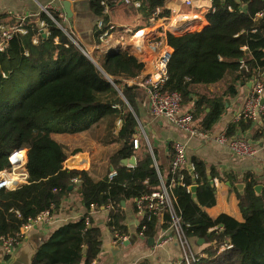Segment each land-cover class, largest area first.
I'll list each match as a JSON object with an SVG mask.
<instances>
[{"label": "trees", "instance_id": "1", "mask_svg": "<svg viewBox=\"0 0 264 264\" xmlns=\"http://www.w3.org/2000/svg\"><path fill=\"white\" fill-rule=\"evenodd\" d=\"M104 1L90 0L92 10L104 23L102 30L96 28L98 42L104 32L120 29L105 26L109 18ZM134 1H140L139 9L149 17L157 10L155 17L171 15L166 0H131L122 7L135 11ZM205 15L208 24L201 29L167 32L166 42L173 51L165 88L181 94L183 108L192 103L195 127L209 132L224 113L228 97L238 94V83L264 72V0H212ZM42 21L49 28L48 34L39 30ZM26 23L29 32L14 37L0 52V172L12 169L13 151L28 150L27 182L0 191V235L19 234L30 218L44 210L58 212L64 199L77 188L86 213L38 242L30 264H92L99 258L103 243L102 231L92 220V207L108 209L107 225L118 239L116 234L124 237L128 233L123 201L133 200L138 211L137 199L160 186L152 155L137 157L139 149L134 147L139 105L147 92L124 82L138 77L145 63L129 47L119 46L96 60L97 66L89 58L95 59V55H86L74 35L78 45L45 12ZM35 36L38 43H33ZM228 76L231 80L221 94L202 93L201 89ZM105 119L113 120L112 127L117 121L121 123L117 139L123 147L113 157L116 175L96 179L90 170L65 168V146L54 135L85 131ZM252 123L240 117L229 124L227 135L238 136ZM132 156L137 159L135 166L123 163ZM194 164L196 178L183 169L178 177H182V184L174 189L187 236L204 239L203 244H207L204 253L208 256L193 264H264V187L261 194L255 192L259 183L255 174L245 173L244 193L237 191L242 220L228 213L211 216L206 208L216 204V189L203 162L196 159ZM228 180L232 186L236 182L232 176ZM193 185H198V202L190 190ZM164 219L166 228L168 214ZM142 225H146L145 239L155 237L159 214L146 212ZM216 226L223 230L210 231ZM25 238L19 236L21 242ZM225 244L232 248L218 255Z\"/></svg>", "mask_w": 264, "mask_h": 264}, {"label": "crops", "instance_id": "2", "mask_svg": "<svg viewBox=\"0 0 264 264\" xmlns=\"http://www.w3.org/2000/svg\"><path fill=\"white\" fill-rule=\"evenodd\" d=\"M64 1L0 0V20L5 21L11 18L17 20L20 16L34 19L41 11L42 5L55 2L58 7H62L64 10ZM70 1H72L73 17L67 16L64 26L84 46V51L87 54L102 58L103 54L119 46L129 47L132 53L145 63L144 70L141 73L143 75H147L155 69V59L162 48V45L158 44L155 38L162 36L166 27L173 26L175 19L177 20L185 15L186 18H183V21L195 19L194 26L187 31L201 29L208 24L205 14L212 7V0H193L192 6L186 5L184 0H166L165 6L171 11V15L156 17L152 20V16H147L139 9L141 6L140 1L133 2L135 6V11H133L122 7V3H125L124 0H105L103 5L108 8L106 14L109 18L105 26L110 25L120 29L108 30L109 35L106 36L103 43H100L96 38V27L100 18L92 10L90 0ZM137 2L139 5H136ZM189 22L191 23V21ZM230 80L231 77L228 76L224 81L209 85L201 91L202 93L221 94ZM250 82L242 81L238 83V94L234 97H228L224 113L213 129L207 132L208 136L206 138L192 137L166 118L154 116L149 108L147 95L139 105L138 127L134 136V140L137 139L139 144L136 148L139 149L136 152L137 157L150 153L162 176L168 178L174 156L173 145L176 142L186 144L187 163L183 169H188L191 175L192 173L195 174L194 160L197 159L203 162L210 182L216 189V204L207 207L211 216H217L220 213H228L233 216V213L225 209L227 206L224 207L223 211H217L216 206L223 200V204L236 201L239 207L236 184L244 183L242 179L245 173H254L256 178H261L260 182L264 181V116L252 121L251 127L238 135L248 141L253 138L251 144L254 145L257 151L254 157L239 158L228 145L221 144L216 140L222 132L227 130L230 123L240 119L238 116L243 110L249 94L251 87L248 84ZM185 107L195 108L192 103L185 104ZM112 123V119H105L101 120L99 125H94L85 131L74 134L60 133L65 134L60 136L61 139L56 138L65 146L67 153L64 167L90 170L96 179H101L108 174L110 175L112 171H116L113 165V157L115 152L123 147V144L117 139V132L121 123L117 121L114 127L111 126ZM24 150L25 153H22L24 154L22 158H24L23 162H27L28 150ZM124 160H122L123 163ZM192 176L194 179L196 178V174ZM230 176L236 178L233 186L228 180ZM11 179L14 180L13 187L27 182L28 171L26 165L15 169L11 173ZM123 206L125 208L124 224L128 230L127 235L124 236L125 239L114 238V234L107 225L108 209L102 207L91 210L93 223L101 229L103 241L99 258L92 264H172L181 259V248L176 242L156 247L155 241L151 244L149 240L144 238L141 231H139L143 216L135 209L133 200L125 202ZM85 213L86 208L77 188H75L64 199L60 210L53 213L50 221L40 223L31 229L25 240L18 245L13 256L7 258L0 247V264H10L17 256L22 259V262H18V264H28V261L30 264L32 253L36 251L34 247L37 246L38 242L41 244L43 239L48 238L51 232L71 221L80 219ZM164 215L159 214V227L155 239L164 228ZM125 241L128 244L125 245ZM197 241V239L191 238L194 250L196 252L204 251L207 244H199Z\"/></svg>", "mask_w": 264, "mask_h": 264}, {"label": "built area", "instance_id": "3", "mask_svg": "<svg viewBox=\"0 0 264 264\" xmlns=\"http://www.w3.org/2000/svg\"><path fill=\"white\" fill-rule=\"evenodd\" d=\"M124 1L125 3L131 2V0ZM184 3L188 6H192L194 2L193 0H184ZM136 5H139V3L137 2ZM41 12H45L56 23V25L63 29L70 39L78 45L77 41L72 36V33L64 26V21L67 20V14L62 7H58L55 2H49L48 4L41 6V11L37 16H39ZM104 12L107 13L108 8L105 7ZM157 13H159V10H157L152 16V20L156 18L155 16ZM261 15V13H258V16ZM58 18L61 19V21H59ZM183 18H186L185 15H183V17L181 16V18L179 17L177 20L175 19L173 26L166 27L162 36H157L155 38L156 42L162 45V48L156 56L154 71L147 75L140 74L133 79H125L124 82L129 85H138L147 92L149 108L154 116L166 118L172 124L187 132L192 137L200 136L206 138L208 136L207 132L195 127V108H183L181 94L177 91L170 92L165 88L166 82L169 78L167 66L173 51L172 47L166 42V34L167 32L182 34L195 24V19L182 22ZM27 19L28 18L25 16H20L17 20H0V52H3L7 48L9 42L14 37L23 36L29 32V28L26 25ZM189 21H191V23ZM178 22H180V24H177ZM96 28L97 30H102L104 28L102 19L97 23ZM39 30L47 34L49 33V28L43 21L39 24ZM109 33V31H106L100 36V43L105 41V38ZM38 41L39 38L35 36L33 38V43H38ZM25 53L28 54V51ZM109 80L115 85L111 78ZM251 84L244 108L240 112L238 118L243 117L255 121L264 116V102H262V100H264V72L253 78ZM216 140L221 144L228 145L231 151L239 158L254 157L257 153L255 147L246 138L241 136H229L227 135L226 130L222 132ZM138 146V140L135 139L134 147L138 148ZM173 149L174 156L169 169L168 178H164L158 166H156L160 178V186L157 190L144 194L138 198L137 208L138 213L142 216H144L146 212L150 214H168L170 217L169 225L160 231L158 237L155 239V246L162 247L167 243L176 242L181 248L182 253L181 259L178 262L180 264H193L208 255L204 253V251L196 252L194 250L191 238L187 236L185 231L181 209L178 205L174 189L177 184H182V177H178L187 163V146L184 143L176 142L173 145ZM23 150L24 149H17L10 155L13 170H4L0 172V191L4 188L14 189L17 187H13L14 180L11 179V173H13L15 169L26 165V162H23L24 158H22V156L24 157V154H22L24 152ZM114 175H116V171L110 173V177ZM93 209H95L94 206L92 207V210ZM52 215L53 213L51 210H44L36 217L30 218L22 226L19 234L0 235V247L4 254L13 255L18 245L22 243L19 240V236L26 237L35 226L50 221ZM145 228L146 225H142V235ZM211 230L220 232L223 230V227L216 226L211 228L210 231ZM116 237H119V239H125V237L119 236L118 234H116ZM230 248H232V245L225 244L218 251V255Z\"/></svg>", "mask_w": 264, "mask_h": 264}, {"label": "water", "instance_id": "4", "mask_svg": "<svg viewBox=\"0 0 264 264\" xmlns=\"http://www.w3.org/2000/svg\"><path fill=\"white\" fill-rule=\"evenodd\" d=\"M71 6H72V1H70V0H65V1H64V11L66 12L67 16H69L70 18L73 17V12H72ZM86 55H88V54L86 53ZM88 56H89V55H88ZM89 58H90V59H91V60H92L97 66H99L98 63H97L92 57L89 56ZM248 85L251 87V85H252L251 82H250ZM262 102H264V100H262ZM249 142L253 143V140H252V139H249ZM124 163H125V164H129V165H133V166H135V164H136V157H135V156H132L131 158L125 159V160H124ZM192 175H195V174L192 173ZM256 179H257V181H258L259 183L255 185L254 189H255V192H256L257 194H261L262 191H263V187H264V185L260 182V181H261V178H256ZM236 188L238 189V191H239L240 194H243V193H244V189H245V183H238V184H236ZM70 189H73V186H72V185L70 186ZM196 191H197V185H193V186L191 187V192H192V195H193L194 200H195L196 202H198V198H197ZM124 203H125V202L123 201V204H124ZM154 241H155V238H154V237L149 238V242H150L151 244H153ZM203 242H204V239H199V240H198V243H199V244H203ZM124 244L126 245V244H128V242L125 241ZM37 251H38V249H36L35 252H37ZM32 257H33V255H32ZM31 259H32V258H31ZM18 262H22V259H21L20 257L17 256V257H15V258L13 259V261H12L10 264H18ZM25 263H26V262H25ZM28 264H29V261H28Z\"/></svg>", "mask_w": 264, "mask_h": 264}, {"label": "rangeland", "instance_id": "5", "mask_svg": "<svg viewBox=\"0 0 264 264\" xmlns=\"http://www.w3.org/2000/svg\"><path fill=\"white\" fill-rule=\"evenodd\" d=\"M94 60L95 61L99 60V58L95 56ZM61 135L63 136L65 134H55L54 137L57 138V139H61V137H60ZM23 151H25V150H23ZM226 206H227V208H225V209L228 212L233 213L234 217H236L239 220H242V214H241V212L239 210V207H238L236 201H233V203H232V201H229L228 204H223V200H222V202H219L218 205L216 206L217 207V211H223L224 207H226ZM207 212H208V208H207ZM214 263L215 262H212V261H206L205 262V264H214Z\"/></svg>", "mask_w": 264, "mask_h": 264}, {"label": "bare ground", "instance_id": "6", "mask_svg": "<svg viewBox=\"0 0 264 264\" xmlns=\"http://www.w3.org/2000/svg\"><path fill=\"white\" fill-rule=\"evenodd\" d=\"M187 18H189V17H187ZM182 22H184V21H182ZM177 24H180V23H177ZM251 143V142H250ZM254 146V145H253ZM3 254H4V252H3ZM6 257H11V256H13V255H6V254H4Z\"/></svg>", "mask_w": 264, "mask_h": 264}]
</instances>
